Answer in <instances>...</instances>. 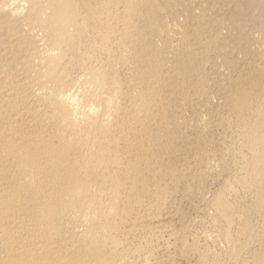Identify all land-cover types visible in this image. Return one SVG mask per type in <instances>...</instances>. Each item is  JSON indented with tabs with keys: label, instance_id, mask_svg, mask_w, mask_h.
Wrapping results in <instances>:
<instances>
[{
	"label": "bare ground",
	"instance_id": "1",
	"mask_svg": "<svg viewBox=\"0 0 264 264\" xmlns=\"http://www.w3.org/2000/svg\"><path fill=\"white\" fill-rule=\"evenodd\" d=\"M251 243L264 264V0H0V264Z\"/></svg>",
	"mask_w": 264,
	"mask_h": 264
},
{
	"label": "rangeland",
	"instance_id": "2",
	"mask_svg": "<svg viewBox=\"0 0 264 264\" xmlns=\"http://www.w3.org/2000/svg\"><path fill=\"white\" fill-rule=\"evenodd\" d=\"M255 221V224L258 222V220L257 219H255L254 220ZM257 225H258V223H257ZM200 230H201V232H204L205 231V228H200ZM205 233V232H204ZM251 245L253 246V248H252V246H249V249H243L242 250V248L240 249L239 247H236L235 249L233 248V249H231L232 251H230L231 252V254H233L234 255V259L232 258V261L231 260H228L227 258H228V256L226 257V255H228V254H226V252L225 251H228V250H226L225 249V246H223V245H219V246H216V247H213V249H215V250H212L213 252H219V253H222L223 254V252L222 251H224V253L225 254H223V256L224 257H226V258H224L223 257V259H225L224 260V262H226V264H228V262L229 261H231L229 264H251V256L253 255L252 253L255 251V250H257V248H258V246L256 245V243H251ZM224 248V249H223ZM217 250V251H216ZM234 250H235V252H234ZM242 251V253H240ZM249 253H248V252ZM211 254H212V252H211ZM237 255V256H236ZM239 257V258H238ZM245 258V259H244ZM248 258V259H247ZM240 259V260H239ZM235 260L237 261V263L235 262ZM246 260V261H245ZM210 261H211V257H210V260H208V264H210ZM249 261V262H248ZM247 262V263H246Z\"/></svg>",
	"mask_w": 264,
	"mask_h": 264
}]
</instances>
